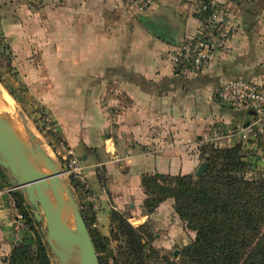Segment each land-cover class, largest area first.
Wrapping results in <instances>:
<instances>
[{
    "label": "crops",
    "instance_id": "crops-1",
    "mask_svg": "<svg viewBox=\"0 0 264 264\" xmlns=\"http://www.w3.org/2000/svg\"><path fill=\"white\" fill-rule=\"evenodd\" d=\"M196 1L159 0L141 11L136 0H59L44 9L45 106L81 157L101 230L111 207L138 197L142 174L195 171L213 124L238 127L254 117L215 94L227 78L264 81V0H217L235 28L217 58L189 75L174 70L170 53L200 28ZM1 187L0 248L8 250L15 235Z\"/></svg>",
    "mask_w": 264,
    "mask_h": 264
},
{
    "label": "rangeland",
    "instance_id": "rangeland-1",
    "mask_svg": "<svg viewBox=\"0 0 264 264\" xmlns=\"http://www.w3.org/2000/svg\"><path fill=\"white\" fill-rule=\"evenodd\" d=\"M58 3L59 0H0V26L6 36V42L0 44V91L7 94L8 100H12L11 102L15 104L18 114L24 117L33 133L52 153L56 171L66 183L76 209L82 213L86 222L99 264H194L187 250L192 247L196 232L187 227L185 220L174 209V197L154 192L153 189H146L143 186V176L153 174L141 175L140 194L137 198L128 201L132 206L126 202L120 208L111 207L109 222L104 230L99 229L95 214L100 210V202L97 196H93L94 191L92 192L89 187L81 157L67 144L55 114L45 106L44 102L43 92L50 89L44 66L49 53L47 46L50 44L49 37L45 34L49 23L44 9L47 6L53 8ZM198 4L199 2L196 1L195 14L198 13L196 9ZM221 5L227 10L226 3L221 2ZM231 141L214 142L209 138L205 139L201 146L206 145L205 153L213 155L216 149L239 145V154L246 163L243 173L239 176L243 174L247 181L264 179V162L259 160L257 166L252 168L249 156L253 150L248 149L238 136L237 142ZM208 147L211 148L210 152ZM69 150L73 154H69ZM255 151L264 152V142H260ZM72 158L82 166L81 174H75L70 167L69 160ZM202 161H206L208 165V157L200 158V163ZM195 171L189 173L193 180L200 177L195 176ZM10 179L0 170L1 189L7 195L9 225L15 235L8 250L0 248V264H7V258L16 245L26 244L34 247L37 231L42 235L43 241L47 238L40 206L35 207L28 202L13 185L14 180L11 182ZM158 184L174 186L176 183L166 179L159 180ZM79 191L87 194L88 197H83ZM58 193L63 194L64 201L69 205L65 190L59 188ZM35 212L42 216L39 222L34 217ZM22 233L26 235L21 236ZM47 248L51 264H57V256L48 244Z\"/></svg>",
    "mask_w": 264,
    "mask_h": 264
},
{
    "label": "trees",
    "instance_id": "trees-1",
    "mask_svg": "<svg viewBox=\"0 0 264 264\" xmlns=\"http://www.w3.org/2000/svg\"><path fill=\"white\" fill-rule=\"evenodd\" d=\"M197 1L208 6L210 0ZM208 10L196 17L201 20ZM206 150L200 145L199 156L208 157V165L196 180L190 174L144 175L143 186L174 197V209L196 232L187 250L194 264H264V179L239 176L246 165L239 145L216 149L213 155ZM166 179L176 184H158ZM47 249L37 231L35 246L16 245L6 263L51 264Z\"/></svg>",
    "mask_w": 264,
    "mask_h": 264
},
{
    "label": "built area",
    "instance_id": "built-area-1",
    "mask_svg": "<svg viewBox=\"0 0 264 264\" xmlns=\"http://www.w3.org/2000/svg\"><path fill=\"white\" fill-rule=\"evenodd\" d=\"M157 1L159 0H136L137 8L146 10ZM208 6L198 4L197 14L209 11L201 16L199 30L182 38L171 50L170 59L178 73L190 75L203 71L226 47L227 39L235 28L234 18L221 3L210 0ZM5 42L6 36L0 26V44ZM215 98L222 106L252 111L254 117L247 124L238 127L215 123L206 139L229 142L238 136L248 149L253 150L249 158L252 168H255L259 160L264 162V152L255 151L258 144L264 142V81L227 78L216 91ZM69 154L73 152L69 150ZM69 165L75 174H81L82 166L74 158L69 160ZM79 177L82 179L80 175Z\"/></svg>",
    "mask_w": 264,
    "mask_h": 264
},
{
    "label": "water",
    "instance_id": "water-1",
    "mask_svg": "<svg viewBox=\"0 0 264 264\" xmlns=\"http://www.w3.org/2000/svg\"><path fill=\"white\" fill-rule=\"evenodd\" d=\"M206 165L207 162L202 161L195 171V176H201ZM0 170L11 178V182L14 180L13 185L26 197L28 202L35 207L40 206L46 225L47 238L45 242L57 256V264H62V256L52 244L53 240L62 244L79 245L82 250L80 264H99L86 222L82 213L76 209V204L66 183L61 180L56 169L51 168L50 173H45L31 165L24 147L3 118H0ZM59 188L68 193L74 205L78 233L70 231L60 221L58 210L47 200L48 192L57 202L61 198L58 193ZM34 217L37 222L42 219V216L37 212L34 213Z\"/></svg>",
    "mask_w": 264,
    "mask_h": 264
},
{
    "label": "bare ground",
    "instance_id": "bare-ground-1",
    "mask_svg": "<svg viewBox=\"0 0 264 264\" xmlns=\"http://www.w3.org/2000/svg\"><path fill=\"white\" fill-rule=\"evenodd\" d=\"M6 95V93L4 94L0 91V118H3L6 121L9 129H11V131L24 147L25 152L27 153V159L31 165L39 171L50 173L51 168L56 169V166L52 160V153L48 147L44 146L40 138L37 137L35 133H33L30 125L27 124V121H25L24 117H21L20 113L18 114L15 104L11 102L12 100H8ZM66 194L69 205H67L68 203L64 201L62 193H59L61 198L56 202L52 194L47 192V200L58 210L60 221L70 231L78 233L74 215V205L67 192ZM52 244L62 256V264H80L82 250L79 245L62 244L55 240L52 241Z\"/></svg>",
    "mask_w": 264,
    "mask_h": 264
}]
</instances>
